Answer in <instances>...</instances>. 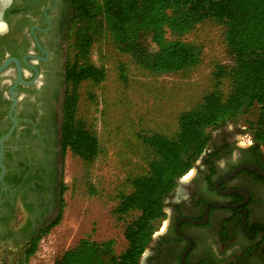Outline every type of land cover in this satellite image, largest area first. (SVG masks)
<instances>
[{
	"label": "flooded vegetation",
	"instance_id": "flooded-vegetation-1",
	"mask_svg": "<svg viewBox=\"0 0 264 264\" xmlns=\"http://www.w3.org/2000/svg\"><path fill=\"white\" fill-rule=\"evenodd\" d=\"M71 13V0H0V264L58 211ZM249 131L212 130L140 264H264V146Z\"/></svg>",
	"mask_w": 264,
	"mask_h": 264
},
{
	"label": "trees",
	"instance_id": "trees-1",
	"mask_svg": "<svg viewBox=\"0 0 264 264\" xmlns=\"http://www.w3.org/2000/svg\"><path fill=\"white\" fill-rule=\"evenodd\" d=\"M72 59L66 65L59 146L90 165L100 152L93 127L78 114L79 88L98 86L106 68L91 58L94 45L107 39L140 68L169 74L192 70L203 47L183 37L196 25L213 20L224 28L230 65H217L216 87L189 109L179 113L171 135L140 134L148 155L145 173L129 178L131 190L120 192L112 212L117 219L131 215L123 229L126 246L117 253L112 238L96 241L85 236L65 250L55 264H140V257L165 217V199L177 181L195 164L211 139V130L256 110L247 120L253 140L264 146V0H71ZM120 75L126 78L125 69ZM227 79L229 90L217 86ZM59 184L56 216L26 250L37 248L41 236L56 226L63 214Z\"/></svg>",
	"mask_w": 264,
	"mask_h": 264
},
{
	"label": "rangeland",
	"instance_id": "rangeland-1",
	"mask_svg": "<svg viewBox=\"0 0 264 264\" xmlns=\"http://www.w3.org/2000/svg\"><path fill=\"white\" fill-rule=\"evenodd\" d=\"M183 39L202 45L201 61L192 70L169 74L140 68L128 54L117 50L105 38L94 45L92 61L106 68V78L95 87L88 82L81 84L78 114L95 130L100 152L90 165H86L69 150L62 157L58 147V175L66 184L62 218L41 236L31 256L25 259L24 249L20 248L12 255L11 264H55L65 250L85 236L96 241L112 238L117 253L125 248L123 229L131 215L120 220L112 210L118 194L131 190L129 178L147 170L148 155L140 134L171 135L177 127L179 113L191 108L204 93L216 87L217 65L231 64L224 28L215 21L205 20L196 25ZM71 43L70 37L69 60L74 52ZM121 66L126 78L120 75ZM217 88L227 93V79H222ZM255 114L253 110L234 121L244 125L247 120L254 119ZM227 126L232 124L227 123ZM192 170L194 167L190 172ZM55 215L56 211L52 218ZM148 250L145 249L144 256Z\"/></svg>",
	"mask_w": 264,
	"mask_h": 264
},
{
	"label": "water",
	"instance_id": "water-1",
	"mask_svg": "<svg viewBox=\"0 0 264 264\" xmlns=\"http://www.w3.org/2000/svg\"><path fill=\"white\" fill-rule=\"evenodd\" d=\"M2 170H3V167H2ZM180 180H181V178L178 179V181H180ZM142 257L144 258V252L142 254Z\"/></svg>",
	"mask_w": 264,
	"mask_h": 264
}]
</instances>
